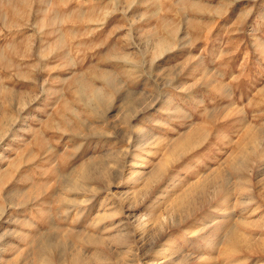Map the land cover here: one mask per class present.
Masks as SVG:
<instances>
[{
	"label": "rangeland",
	"instance_id": "1",
	"mask_svg": "<svg viewBox=\"0 0 264 264\" xmlns=\"http://www.w3.org/2000/svg\"><path fill=\"white\" fill-rule=\"evenodd\" d=\"M0 264H264V0H0Z\"/></svg>",
	"mask_w": 264,
	"mask_h": 264
},
{
	"label": "bare ground",
	"instance_id": "2",
	"mask_svg": "<svg viewBox=\"0 0 264 264\" xmlns=\"http://www.w3.org/2000/svg\"><path fill=\"white\" fill-rule=\"evenodd\" d=\"M198 133H199L198 131H195V132H193L192 134L188 135L187 137L184 138V140H182V141L179 143V145L189 147L190 145H192V142H196L195 139H197L196 136H197ZM132 176H133V175H132ZM133 179H134V178L132 177V178L129 180V182H130V183H133Z\"/></svg>",
	"mask_w": 264,
	"mask_h": 264
}]
</instances>
